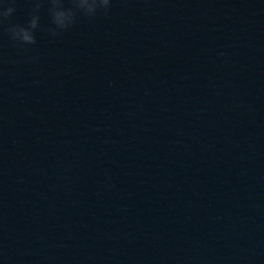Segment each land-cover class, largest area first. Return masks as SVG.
I'll use <instances>...</instances> for the list:
<instances>
[{
    "label": "clouds",
    "instance_id": "obj_1",
    "mask_svg": "<svg viewBox=\"0 0 264 264\" xmlns=\"http://www.w3.org/2000/svg\"><path fill=\"white\" fill-rule=\"evenodd\" d=\"M45 3L49 5L51 24L55 26L49 27L47 31L52 36H56L58 35L57 29L66 30L70 28L80 14L91 18L95 17L98 11L107 13L110 0H70L71 7H65L64 0H32L31 18L27 24H8L5 29L13 41L21 46L36 43L34 32L40 27L39 12ZM15 12V0H5V3L0 4V27H3L5 21H8Z\"/></svg>",
    "mask_w": 264,
    "mask_h": 264
}]
</instances>
